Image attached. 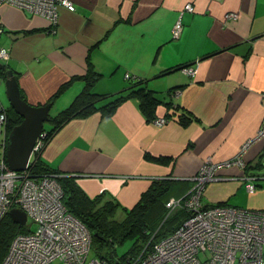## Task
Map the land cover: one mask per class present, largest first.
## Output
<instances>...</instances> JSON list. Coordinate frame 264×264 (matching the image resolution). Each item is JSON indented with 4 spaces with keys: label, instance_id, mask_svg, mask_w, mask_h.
Returning a JSON list of instances; mask_svg holds the SVG:
<instances>
[{
    "label": "crops",
    "instance_id": "1",
    "mask_svg": "<svg viewBox=\"0 0 264 264\" xmlns=\"http://www.w3.org/2000/svg\"><path fill=\"white\" fill-rule=\"evenodd\" d=\"M72 1L76 10L61 8L55 27L0 6V50L10 54L0 63L15 73L26 102L49 104L61 86L92 69L101 75L95 93L118 95L142 83L192 120L158 126L130 98L110 117L96 111L69 121L46 143L42 159L77 178L90 197L104 195L131 209L161 179L182 184L172 199L186 197L207 159L223 164L248 144L246 169L219 170L202 199L204 205L264 210V169L255 168L264 155V0ZM230 13L238 18H227ZM183 67L196 72L188 75ZM84 87V80L73 81L50 111L58 115ZM166 114L160 105L157 118ZM248 184H255L253 194ZM241 195L246 199L231 204Z\"/></svg>",
    "mask_w": 264,
    "mask_h": 264
},
{
    "label": "built area",
    "instance_id": "2",
    "mask_svg": "<svg viewBox=\"0 0 264 264\" xmlns=\"http://www.w3.org/2000/svg\"><path fill=\"white\" fill-rule=\"evenodd\" d=\"M1 5L43 17L54 27L59 23L61 8L71 12L76 10L72 0H0ZM185 10L192 11L193 7L187 4ZM227 18L236 20L238 14L230 13ZM181 29L179 21L173 30L174 38H178ZM9 57V51L2 48L0 59L8 60ZM183 70L188 75L196 72L193 67ZM166 122L165 117L155 120L158 126ZM7 123L8 112L0 101V222L13 208H20L36 225V230L16 235L1 264H112L90 258L91 234L63 204V192L56 175L34 178L28 172L29 167L22 172L9 167L6 159L10 134ZM263 135L264 124L259 132V136ZM45 138L43 132L30 162L37 153L43 152ZM247 146L223 164L207 159L192 178L190 193L167 203L170 212L185 209L192 216L151 251L126 264H264V210L228 205L205 207L202 199L206 185L218 180L219 170L235 166L246 169L243 154ZM247 190L253 194L255 184H248Z\"/></svg>",
    "mask_w": 264,
    "mask_h": 264
},
{
    "label": "trees",
    "instance_id": "3",
    "mask_svg": "<svg viewBox=\"0 0 264 264\" xmlns=\"http://www.w3.org/2000/svg\"><path fill=\"white\" fill-rule=\"evenodd\" d=\"M183 67L181 69H184ZM7 70V67H6ZM6 70L0 69V77L7 78ZM101 75L89 70L85 76L73 78L65 83L51 98L53 103L63 91L75 80H84L83 91L76 96L73 102L55 117H50L52 129L45 130L46 143L65 124L75 118L87 117L96 111L103 112L105 118L110 117L117 107L124 101L135 98L149 121L157 119V108L160 105L167 107L166 120L174 118L181 125H187L192 118L185 112H180L172 102H165L154 91L149 90L142 83H136L122 94L113 96L99 95L93 91ZM131 79V77H129ZM171 89L172 96L175 90ZM171 95V94H170ZM22 99H24L21 93ZM108 100L104 105L101 102ZM11 130L22 122V117L11 107H6ZM256 169H264V155L260 157ZM28 172L34 178L43 175H56L63 192V204L68 212L78 219L90 232L92 237L91 253L94 258L107 260L112 264H126L135 260L142 253L151 251L156 244L173 234L191 216L185 209H176L170 212L167 203L172 199L180 182L169 180L154 181L151 187L142 194L139 202L131 209L122 207L115 199L99 195L90 197L79 185L77 178L62 174L51 168L43 159L42 152L37 153L34 164ZM228 205L219 203L205 205V207ZM121 213V216L119 214ZM119 216L120 218H117ZM28 223V222H27ZM32 230L26 226L20 228L8 214L0 222V264L6 257L11 243L16 235L27 234ZM126 248L119 253L120 248Z\"/></svg>",
    "mask_w": 264,
    "mask_h": 264
},
{
    "label": "water",
    "instance_id": "4",
    "mask_svg": "<svg viewBox=\"0 0 264 264\" xmlns=\"http://www.w3.org/2000/svg\"><path fill=\"white\" fill-rule=\"evenodd\" d=\"M0 69L6 66L0 63ZM5 80L6 94L10 107L22 117V122L15 126L8 137L6 159L9 167L16 172L25 171L31 160L33 149L44 131V124L50 120L51 104L33 106L22 99L21 90L15 73L7 69ZM10 217L20 228L27 225V214L20 208H13Z\"/></svg>",
    "mask_w": 264,
    "mask_h": 264
},
{
    "label": "rangeland",
    "instance_id": "5",
    "mask_svg": "<svg viewBox=\"0 0 264 264\" xmlns=\"http://www.w3.org/2000/svg\"><path fill=\"white\" fill-rule=\"evenodd\" d=\"M0 61H5V60H1ZM0 101L1 103L5 106V107H9L10 106V103L8 101V98H7V94H6V87L5 85H2V87L0 88ZM66 107V106H65ZM57 114L56 112V108L52 109L50 111V117H55V115ZM53 127V124L50 122V120L48 122H45L44 124V129L45 130H50L51 128ZM241 198H237L236 200H233L231 202V204L233 205H236V201L238 200H243V199H246V195H241L240 196ZM119 216H121V213L119 214ZM119 216H117V218H120ZM27 227H29L32 231L36 230V225L32 223L31 220H28V223H27ZM127 246L125 248H120L119 249V253H123L125 250H126ZM93 257L92 256V253L90 254V258Z\"/></svg>",
    "mask_w": 264,
    "mask_h": 264
},
{
    "label": "flooded vegetation",
    "instance_id": "6",
    "mask_svg": "<svg viewBox=\"0 0 264 264\" xmlns=\"http://www.w3.org/2000/svg\"><path fill=\"white\" fill-rule=\"evenodd\" d=\"M10 107V106H9ZM8 107V108H9ZM10 124H11V122H10V120H9V118H8V123H7V125H8V128H10Z\"/></svg>",
    "mask_w": 264,
    "mask_h": 264
}]
</instances>
